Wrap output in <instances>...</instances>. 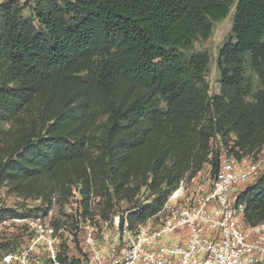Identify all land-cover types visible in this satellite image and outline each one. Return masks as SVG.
<instances>
[{
    "label": "trees",
    "instance_id": "trees-1",
    "mask_svg": "<svg viewBox=\"0 0 264 264\" xmlns=\"http://www.w3.org/2000/svg\"><path fill=\"white\" fill-rule=\"evenodd\" d=\"M233 4L216 60L219 92L210 93L209 55L194 42L209 38ZM261 113L264 0L0 3V120L10 124L0 139V187L46 208L77 194L84 216L94 203L106 220L123 202L133 229L180 180L205 164L214 174L223 149L257 154ZM236 202L246 224L264 221V175ZM9 244L17 250L3 244L0 264L19 250Z\"/></svg>",
    "mask_w": 264,
    "mask_h": 264
},
{
    "label": "built area",
    "instance_id": "built-area-1",
    "mask_svg": "<svg viewBox=\"0 0 264 264\" xmlns=\"http://www.w3.org/2000/svg\"><path fill=\"white\" fill-rule=\"evenodd\" d=\"M264 175V147L237 157L223 149L214 174L182 179L162 209L133 229L127 219L82 225L84 264H264V221L244 222L237 203L243 186ZM49 233L54 235L53 229ZM56 236H51L52 244ZM37 238L21 252L6 254L2 264H48L31 254ZM49 264H62L52 251Z\"/></svg>",
    "mask_w": 264,
    "mask_h": 264
},
{
    "label": "rangeland",
    "instance_id": "rangeland-1",
    "mask_svg": "<svg viewBox=\"0 0 264 264\" xmlns=\"http://www.w3.org/2000/svg\"><path fill=\"white\" fill-rule=\"evenodd\" d=\"M6 0H0V3ZM20 2L28 0H19ZM234 4L231 6L229 12L225 17L216 21L213 26L212 33L209 38L203 40L199 39L194 42V50L205 51L209 55V71L207 73V79L209 81V92H219V73L216 65L218 51L221 48L223 42L227 38L230 27L232 15L234 12ZM25 14H28L27 12ZM249 73V72H248ZM254 89L258 86L256 75L252 76ZM10 127V124L6 121L0 120V139L3 132ZM258 127L261 133L264 135V113H261L258 117ZM6 137L10 134H5ZM5 139V138H4ZM220 138L217 141H213V145L221 143ZM228 145H231L232 140L228 138ZM224 148V145L221 146ZM227 150V149H225ZM228 152V151H227ZM209 170V166L206 164L197 173V177L204 176ZM245 185L243 186V189ZM242 189V190H243ZM147 195L146 191H143L141 198ZM77 194L74 197H70L67 202L52 201L49 208L47 205H43L39 199L25 198L22 195L15 194L9 189V186L5 183L0 187V212L4 215L3 219H0V254L2 255L3 248L6 246L3 244L8 243L10 250L12 248L9 243L15 241L16 248H19L21 252L25 246H27L30 240L37 238V249L31 254L49 264L52 251L56 259L62 264H84L86 262V256L82 251V245L78 239L82 225L91 223L98 224L97 206L93 203L91 215L84 216L79 210ZM126 203H121L119 208H116L113 214L107 220H113L118 216L123 221L128 219V212H125ZM7 209H14L16 213L23 216H13ZM47 209V210H45ZM155 217L152 216V221ZM156 220V218H155ZM154 220V221H155ZM49 229H53L56 240L50 245L48 244L53 234L49 233ZM23 242L22 246L18 247L20 243L16 241L17 238ZM25 239V240H24ZM11 240V241H10ZM26 243L24 244V242ZM7 247V248H8ZM15 252V253H18Z\"/></svg>",
    "mask_w": 264,
    "mask_h": 264
}]
</instances>
